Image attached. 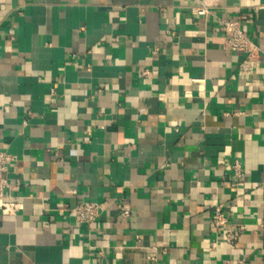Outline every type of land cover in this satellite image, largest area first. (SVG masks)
<instances>
[{"label":"crops","instance_id":"obj_1","mask_svg":"<svg viewBox=\"0 0 264 264\" xmlns=\"http://www.w3.org/2000/svg\"><path fill=\"white\" fill-rule=\"evenodd\" d=\"M224 18L261 50L250 77ZM0 152L23 205L0 264H264V0H0Z\"/></svg>","mask_w":264,"mask_h":264},{"label":"built area","instance_id":"obj_2","mask_svg":"<svg viewBox=\"0 0 264 264\" xmlns=\"http://www.w3.org/2000/svg\"><path fill=\"white\" fill-rule=\"evenodd\" d=\"M193 14L204 16L210 14L207 6L193 8ZM219 25L225 34L224 48L233 53H240L244 59L239 65L238 75L241 78L252 76L261 66V50L258 45L250 39L248 34L242 28L241 19L224 18L219 19ZM13 161L11 154L0 152V211L7 215H15L22 209L21 203L7 201L6 191L9 183L6 174L9 169V163ZM232 170V187L238 189L243 179L242 165L239 160H234L230 164ZM106 210L105 206L96 202H81L72 212L78 223L92 226ZM123 214L127 215L128 212ZM211 223L214 228L220 230L225 235V240L229 244L235 243L243 228L227 229L229 218L226 208L217 203L211 216Z\"/></svg>","mask_w":264,"mask_h":264}]
</instances>
